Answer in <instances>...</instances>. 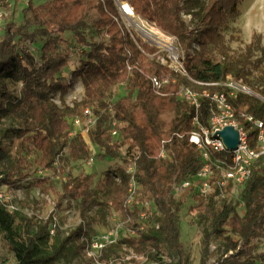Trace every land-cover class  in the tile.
<instances>
[{"label":"trees","instance_id":"obj_1","mask_svg":"<svg viewBox=\"0 0 264 264\" xmlns=\"http://www.w3.org/2000/svg\"><path fill=\"white\" fill-rule=\"evenodd\" d=\"M43 1L37 7H27L30 15L25 16L24 25L7 23L0 36V114L6 113V106L12 101L5 80L22 85L20 101L10 109L18 127L0 128V159L10 134L22 139L30 133L29 152L39 153L34 162L41 170H52L64 152L73 161L89 160L91 150L83 137L70 138L68 133L70 118L83 119L85 110L90 109L96 121L88 137L98 148L97 159L119 158L120 147L127 145L129 162L136 166L134 179L138 185L134 199L126 205L131 179L126 162L115 171H105L94 185L91 175L79 174L63 186L60 200H75L82 222L94 207L103 220L119 212L135 234L105 248L100 262L118 258L126 248L155 264H188L180 242L179 213L186 198L192 195V212L207 227L200 264H208L212 239L221 241L222 256L217 264H264V250L257 253L256 245L264 236L263 169L257 166L253 170L237 199L201 198L192 193V188L186 189L178 200L171 195V184L195 175L202 164L199 151L189 141L196 112L177 98L179 87L199 94L206 91L212 96L228 92L226 87L217 85L227 77L241 81L255 95L238 93L228 98L236 118L244 113L264 124V39L253 34L244 51L235 55L223 33L239 15L238 0H208L199 15V28L194 30L182 21L183 0H120L136 16L177 40L187 77L148 57L159 50L124 28L115 0ZM90 10L94 11L95 32L102 38L97 42H87L81 32ZM31 26L35 29L28 33ZM66 32L76 35L88 48L73 72L83 87V99L71 106L64 101L71 85L59 76L69 64V55L62 49ZM17 37L27 41L43 38L39 61L18 49ZM235 39L233 35L229 38ZM152 76L168 79L161 91L153 89L149 79ZM122 84L126 95L112 102L115 89ZM57 94L61 107L53 102ZM210 114L209 99L200 98L197 115L203 126L208 125ZM112 121L127 124L114 137L121 138L117 144L109 133ZM243 124L249 144L254 147L257 130L252 129L251 123ZM163 149L165 157L160 156ZM263 160L264 156L258 164ZM11 167L0 174L12 191L21 188V182L33 174L34 168L25 157H19ZM42 186V180L34 179L25 188ZM144 202H153L155 210L151 215L147 212L143 223L140 203ZM0 222L19 239V264H74L83 255L85 240L92 237L82 224L67 236L50 235L51 219L36 229L31 218L9 212L4 204L0 205Z\"/></svg>","mask_w":264,"mask_h":264},{"label":"rangeland","instance_id":"obj_2","mask_svg":"<svg viewBox=\"0 0 264 264\" xmlns=\"http://www.w3.org/2000/svg\"><path fill=\"white\" fill-rule=\"evenodd\" d=\"M208 0H183V10L181 13L182 21L190 30L198 29L199 15L205 8ZM44 3L43 0H0V7L4 8L7 16L0 27V36L3 34V28L7 23H14L17 26L24 25L25 16L30 13L27 7L32 5L37 7ZM115 4L119 10L120 19L124 28L132 33L135 38H138L143 43L153 46L159 50L156 57H177L181 59L183 52L181 51L177 40L165 39V41L173 46L169 51L165 46L153 43L146 38L136 27L138 18H127L120 12L119 4L115 0ZM238 10V17L234 21H230L229 29L224 31L225 40L230 47L233 54L238 55L242 53L245 46L249 44L253 34H260L264 39V0H238L236 4ZM26 11V12H25ZM94 11L90 10L86 18V26L81 30L87 42H97L102 38L99 37L94 29L92 19ZM141 19V18H140ZM142 20V19H141ZM144 21V20H143ZM146 22V21H145ZM147 23V22H146ZM150 27L149 23H147ZM155 28V27H153ZM35 26L27 29L28 33H32ZM158 30V29H157ZM131 34V35H132ZM233 35L236 39L229 40ZM106 41L107 38H104ZM18 49L20 51H27L31 53L37 61H39V52L43 43V38L37 37L35 41H27L17 37L15 39ZM62 49L69 55V64L59 75L66 84L71 85L64 96V101L67 105L71 106L73 102L83 99V87L80 81L73 75L75 69L79 66L82 59L85 58L84 51L88 48L78 41L76 35L71 32L63 34ZM165 45V44H164ZM197 48L194 47V50ZM153 57L152 55L149 56ZM175 61L169 60V64L174 67ZM6 85L11 93L12 101L6 106V113L0 114V128H17V123L12 116L11 106L18 104L21 98L22 85L15 84L9 79H6ZM127 93L124 84L119 85L111 98L112 102L117 101L119 98L125 96ZM135 95H133L134 97ZM53 102L61 107L58 99V94L53 98ZM32 134L24 136L22 139L16 138L14 133L4 141L5 150L4 155L0 159V172L8 171L19 157H25L28 161L33 162V174L21 182V188L17 190L7 189L6 195L8 197L7 209L9 212L17 213L18 216H26L31 218L36 226L49 222L48 228L53 231L50 235L59 234L60 236H67L79 224H82L84 229L91 233L92 237L100 236L104 233L110 232L112 229H117V241L128 236L135 234L127 227L123 216L119 212H113L112 215L106 216L103 220L98 217L96 208L94 207L82 222L77 209L76 201L70 198L60 200L63 195V186L69 178L75 177L79 174L91 175L93 178V185L102 177L105 171H115L119 167H123L128 162L127 166L132 165L127 156L128 146L122 145L120 147L121 156L116 159H97L98 148L93 145L91 156L89 160L73 161L67 153H62L54 163L52 170H41L37 163L34 162L39 158V153L33 151L29 152L31 143L29 137ZM113 143H120L121 138L112 137ZM264 165V160L262 161ZM127 167V168H128ZM34 179L43 181L42 188H25L26 185ZM189 195L179 213V226H180V242L183 255L188 264H200L202 261V251L204 248V234L206 225L199 223L198 219L192 212V207L195 205L194 199ZM179 197L177 198V200ZM60 202V206L58 203ZM240 213V209H238ZM144 223V220H141ZM257 253L264 250V236L257 240ZM18 247L19 239L15 233H11L6 225L0 222V264H19L18 261ZM222 256L221 241L212 239L210 241V252L208 256V264H217V260ZM164 261L168 262L164 257ZM74 264H155L146 260L141 255H136L130 249L124 248L119 253V257L108 262H96L88 258L86 255H80L76 258ZM258 264H260L258 262Z\"/></svg>","mask_w":264,"mask_h":264},{"label":"built area","instance_id":"obj_3","mask_svg":"<svg viewBox=\"0 0 264 264\" xmlns=\"http://www.w3.org/2000/svg\"><path fill=\"white\" fill-rule=\"evenodd\" d=\"M6 16L7 14L4 8L0 7V27L3 26ZM163 35L166 39L171 41L175 40L174 37L165 34ZM158 52L152 55L153 57L150 58L149 56L151 55H148V57L150 59L155 58L160 64L170 67L182 76L187 77L182 62L183 56L180 60L177 59V57H173L176 63H174V67H172V65L169 64V60L174 62L172 58L169 57L167 59L164 56L156 57ZM149 79L153 89L158 92L168 83L167 78L152 76ZM217 85L226 87L228 92L215 93L210 96L206 91L199 94L191 88L184 86H181L178 89L177 98L193 106L196 112L191 121L193 131L189 136V141L194 144L199 151L202 164L195 175L181 182H173L171 184V195L175 199L180 197L181 194L189 188H192L193 194L201 198L215 196L221 199L226 197L237 199L247 181L252 176L253 170L257 166L264 170V165L258 164V160L264 156L263 122L255 120L250 115L244 113H241L239 119H237L232 106L228 101V98L235 97L238 93L248 95L255 94L248 87L243 85L241 81H236L230 77H227L224 82ZM200 98H208L210 103L211 114L208 125L206 126H203L200 123L197 115ZM95 121L96 118L92 111L86 109L83 119L80 117L70 118L68 136L70 138L75 135L82 136L90 147V150H92L93 144L90 142L88 133L94 126ZM243 123H251L252 129L257 130L256 144L254 147H251L249 144V137ZM126 125L127 124L123 122L112 121L109 130L110 135L112 137L118 136L120 129L124 128ZM228 126L238 132L239 142L237 148L233 151H230L223 140L216 135L217 132ZM216 154H224L225 156L223 158H218ZM160 156H166L164 149L161 151ZM127 172L131 175V179L129 182L130 195L126 205H130L134 199V193L138 189V185L134 179V174L136 172L135 163H132V165L127 168ZM7 189L8 186L3 182V175L0 174V205L4 204L6 207L8 206L6 205V203H8V197L6 195ZM140 206L141 209H144L140 215L142 220L147 218V212L151 215L155 210L153 202L140 203ZM50 232L53 234L52 230ZM85 242L86 244L83 248V255L98 262L101 252L109 245L117 242V229H112L110 232L104 233L100 236L91 237L85 240Z\"/></svg>","mask_w":264,"mask_h":264},{"label":"bare ground","instance_id":"obj_4","mask_svg":"<svg viewBox=\"0 0 264 264\" xmlns=\"http://www.w3.org/2000/svg\"><path fill=\"white\" fill-rule=\"evenodd\" d=\"M120 8V12L127 18H136L132 8L126 3L117 0ZM136 27L140 33H142L151 42L165 46L169 51L173 49L172 45L165 41L166 37L156 28L150 27L145 21L138 18ZM165 44V45H164Z\"/></svg>","mask_w":264,"mask_h":264},{"label":"water","instance_id":"obj_5","mask_svg":"<svg viewBox=\"0 0 264 264\" xmlns=\"http://www.w3.org/2000/svg\"><path fill=\"white\" fill-rule=\"evenodd\" d=\"M216 135L223 140V142L230 151H233L237 148L239 142L238 132L234 130L232 127L230 126L225 127L221 131L217 132Z\"/></svg>","mask_w":264,"mask_h":264}]
</instances>
